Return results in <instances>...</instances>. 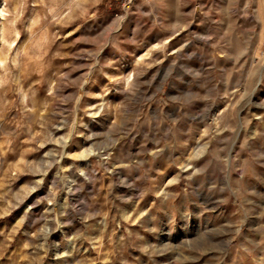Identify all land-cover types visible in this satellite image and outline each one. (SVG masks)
I'll return each instance as SVG.
<instances>
[{"label": "rangeland", "instance_id": "obj_1", "mask_svg": "<svg viewBox=\"0 0 264 264\" xmlns=\"http://www.w3.org/2000/svg\"><path fill=\"white\" fill-rule=\"evenodd\" d=\"M0 264H264V0H0Z\"/></svg>", "mask_w": 264, "mask_h": 264}]
</instances>
